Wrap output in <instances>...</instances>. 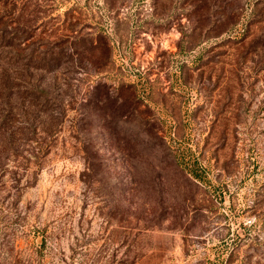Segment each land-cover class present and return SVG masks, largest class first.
<instances>
[{"label":"rangeland","instance_id":"rangeland-1","mask_svg":"<svg viewBox=\"0 0 264 264\" xmlns=\"http://www.w3.org/2000/svg\"><path fill=\"white\" fill-rule=\"evenodd\" d=\"M22 1L0 264H264V0Z\"/></svg>","mask_w":264,"mask_h":264},{"label":"trees","instance_id":"trees-1","mask_svg":"<svg viewBox=\"0 0 264 264\" xmlns=\"http://www.w3.org/2000/svg\"><path fill=\"white\" fill-rule=\"evenodd\" d=\"M7 6H10L11 9L6 11ZM23 6L24 3L22 0H2L3 11L0 12V26H2V28H0L1 34L4 35L6 29L5 26H8L11 23L17 24L16 27L18 26V30L12 32L13 36L16 35V31L19 30L33 33V29L35 30L36 28V19L32 20L34 24L30 26L22 27L19 25ZM30 37L26 36L19 38V42L24 44V42H26ZM5 46H7L6 43L0 45V47ZM31 57L32 55H30L29 61H32ZM7 64L8 62L4 61L3 57H0V133L3 132L5 134L9 132L12 138L15 136L17 141L11 143L13 145L11 150H16L20 144L24 142L21 135L22 131L26 133V127L22 126L21 122H15V120L20 121L19 119L21 117L30 116L32 117V121H34L37 115L34 112L35 105L33 102H26L25 99L18 94L20 90V83L17 82L18 78H9L7 74ZM31 67L34 69L41 68V66L37 63ZM18 139L20 140L18 141Z\"/></svg>","mask_w":264,"mask_h":264}]
</instances>
